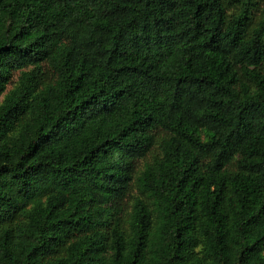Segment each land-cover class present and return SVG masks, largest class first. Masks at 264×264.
Here are the masks:
<instances>
[{"label": "trees", "instance_id": "1", "mask_svg": "<svg viewBox=\"0 0 264 264\" xmlns=\"http://www.w3.org/2000/svg\"><path fill=\"white\" fill-rule=\"evenodd\" d=\"M0 264H264V0H0Z\"/></svg>", "mask_w": 264, "mask_h": 264}]
</instances>
